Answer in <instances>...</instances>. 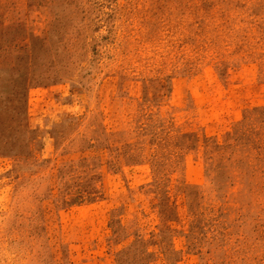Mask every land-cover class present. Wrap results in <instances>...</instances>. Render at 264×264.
<instances>
[{"label": "rangeland", "instance_id": "374dc122", "mask_svg": "<svg viewBox=\"0 0 264 264\" xmlns=\"http://www.w3.org/2000/svg\"><path fill=\"white\" fill-rule=\"evenodd\" d=\"M0 264H264V0H0Z\"/></svg>", "mask_w": 264, "mask_h": 264}]
</instances>
